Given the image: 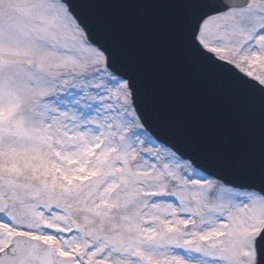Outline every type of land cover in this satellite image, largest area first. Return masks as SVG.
<instances>
[{
  "label": "snow or ice",
  "instance_id": "6c2138e0",
  "mask_svg": "<svg viewBox=\"0 0 264 264\" xmlns=\"http://www.w3.org/2000/svg\"><path fill=\"white\" fill-rule=\"evenodd\" d=\"M173 78L209 135L161 121ZM0 264H264V0H0Z\"/></svg>",
  "mask_w": 264,
  "mask_h": 264
},
{
  "label": "water",
  "instance_id": "95a60500",
  "mask_svg": "<svg viewBox=\"0 0 264 264\" xmlns=\"http://www.w3.org/2000/svg\"><path fill=\"white\" fill-rule=\"evenodd\" d=\"M101 24H115L133 30L136 39L143 41L156 60L158 76L150 78V86L160 92L162 101L161 121L166 127H174L176 118L191 120L199 124V130L209 135L224 136L228 126L218 114L214 101H205L195 93L191 85H183L178 77L173 78L167 62L165 37L160 30L162 22L144 18L141 15L122 16L99 21Z\"/></svg>",
  "mask_w": 264,
  "mask_h": 264
}]
</instances>
